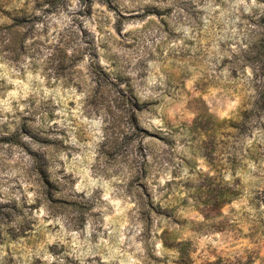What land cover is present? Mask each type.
Returning a JSON list of instances; mask_svg holds the SVG:
<instances>
[{"label":"rangeland","instance_id":"rangeland-1","mask_svg":"<svg viewBox=\"0 0 264 264\" xmlns=\"http://www.w3.org/2000/svg\"><path fill=\"white\" fill-rule=\"evenodd\" d=\"M0 264H264V0H0Z\"/></svg>","mask_w":264,"mask_h":264}]
</instances>
